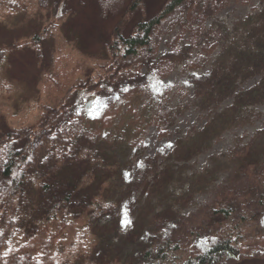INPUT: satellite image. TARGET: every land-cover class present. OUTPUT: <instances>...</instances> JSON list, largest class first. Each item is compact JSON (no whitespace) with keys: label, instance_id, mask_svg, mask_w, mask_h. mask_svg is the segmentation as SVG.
Returning a JSON list of instances; mask_svg holds the SVG:
<instances>
[{"label":"trees","instance_id":"obj_1","mask_svg":"<svg viewBox=\"0 0 264 264\" xmlns=\"http://www.w3.org/2000/svg\"><path fill=\"white\" fill-rule=\"evenodd\" d=\"M28 1L51 9L59 24L73 14L72 0ZM95 1L101 18L120 19L104 44V63L68 85L54 104L41 107L34 126L0 129V264H49L51 242L42 237L64 238L65 228L88 232L102 245V227H107V252L80 253L73 264H263L264 151L259 144L264 129L249 143L237 139L228 157L230 183L218 191L214 187V200L203 206L205 222L199 226L184 211L197 206V194L211 192L208 179L178 196H162L148 210L146 223L136 213L135 230L122 235V204L113 195L111 178L119 171L122 154L143 152L145 125L169 130L176 124L180 107L156 104L150 97L175 70L187 76L212 118L179 141L163 163H141L133 185L142 192L164 193L171 163L192 157L224 131L253 123L251 110L264 106V7L231 30L218 17L238 0ZM26 2L0 0V10L14 18L28 12ZM45 34H35L32 43L41 63ZM165 38L168 51L161 55ZM9 52L0 48V63ZM254 79L258 81L252 88H242ZM124 84L130 86L125 96ZM116 93L141 106L139 128L126 122L128 128L104 130L91 122L98 98ZM115 239L135 248L128 255H123V246L114 251Z\"/></svg>","mask_w":264,"mask_h":264},{"label":"rangeland","instance_id":"obj_2","mask_svg":"<svg viewBox=\"0 0 264 264\" xmlns=\"http://www.w3.org/2000/svg\"><path fill=\"white\" fill-rule=\"evenodd\" d=\"M25 6L29 7L28 12L15 15L14 18L0 10V48L10 50L8 57L0 63V129L11 127L19 130L34 126L41 116V107L54 104L63 96L68 85L92 72L96 65H102L107 55L104 44L120 20L114 17L101 18L99 5L95 0H72L69 7L73 14L62 24L56 21L55 13L50 11L51 9L44 10L33 6L28 0ZM263 7L264 0H238L218 18L234 30L245 18ZM211 24L212 21L208 26ZM133 25L134 22L126 30L131 31ZM51 27V33L45 34ZM40 33L45 34L42 63L35 55L32 44L33 36ZM176 33L177 31L174 35ZM167 41L168 38L163 40L161 55L168 51ZM184 41H189L187 34ZM13 45H16V48H10ZM257 81L258 79L251 80L242 88L248 90ZM129 90L130 86L124 84L121 88L123 96L127 95ZM121 96L120 93H116L108 98H98L90 115L91 122L96 127L104 130L115 129L116 125H123L124 128L130 125L140 127L143 120L138 110L141 106L135 103L131 96L128 98ZM150 97L156 104L166 103L174 109L180 107V112L176 124L169 130H158L155 126L145 125L141 132L143 152L126 151L122 154L119 171L111 178L113 195L122 204V235L135 230L136 213L143 214L145 216L143 222L146 223L148 210L156 206L157 202L162 200V196L169 198L178 196L187 191L191 184L208 179L211 182V192L197 194L195 197L197 206L184 211L185 215L190 217L193 226L203 224L205 222L204 212H201L205 210L203 206L214 200L215 190L218 191L230 183L232 165L228 157L237 139H244V143H249L264 129V106H258L251 110L253 123L224 131L206 141L192 157L186 156L185 159L171 163L170 178L164 186V193H154L151 189L149 192H142L140 187L133 185L141 163L148 160L163 163L165 158L174 153L179 141L187 137L189 132L202 130L212 118L210 113L203 109L187 76L180 69L159 82ZM231 103V101L226 103L224 108L229 107ZM260 139L262 143L259 144V150L264 151V139ZM139 222L143 223L142 220ZM106 228L100 229V233L106 234H102L106 242L98 246L93 236L81 230L65 228L62 231L67 234L64 238L58 234L57 237L45 239L44 235L42 239L51 242L46 252L48 263L73 264L77 262L80 253L91 254L95 249L96 254L100 256L107 252ZM140 243L142 242H139L138 247ZM113 245L114 251L120 250L117 246H123L121 249L124 251L123 255H128V252L135 248V245L124 246L122 243L119 245L117 239Z\"/></svg>","mask_w":264,"mask_h":264}]
</instances>
